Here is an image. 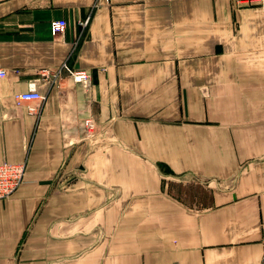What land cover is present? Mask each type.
Instances as JSON below:
<instances>
[{
    "label": "crops",
    "instance_id": "obj_1",
    "mask_svg": "<svg viewBox=\"0 0 264 264\" xmlns=\"http://www.w3.org/2000/svg\"><path fill=\"white\" fill-rule=\"evenodd\" d=\"M0 69V264H262L264 0H0Z\"/></svg>",
    "mask_w": 264,
    "mask_h": 264
},
{
    "label": "built area",
    "instance_id": "obj_2",
    "mask_svg": "<svg viewBox=\"0 0 264 264\" xmlns=\"http://www.w3.org/2000/svg\"><path fill=\"white\" fill-rule=\"evenodd\" d=\"M89 18H86L82 24H86ZM66 29V22L64 20H53L49 23V30L52 36L59 35L63 33ZM62 69L66 70L71 79L76 83H84L87 80V74L85 71L72 72L68 69L66 65L62 66ZM4 70L0 69V77H4ZM16 106L28 103L27 109L30 113L35 111L33 103H39L43 100V96L38 93L36 89V81H30L27 85V90L22 93L15 94L13 96ZM25 170L24 163H1L0 164V200L6 199L12 195V193L19 187L22 183L23 174ZM261 263L264 264V250L261 255Z\"/></svg>",
    "mask_w": 264,
    "mask_h": 264
}]
</instances>
